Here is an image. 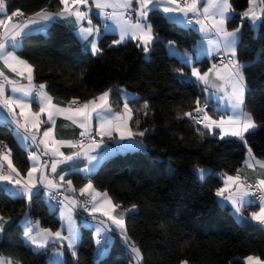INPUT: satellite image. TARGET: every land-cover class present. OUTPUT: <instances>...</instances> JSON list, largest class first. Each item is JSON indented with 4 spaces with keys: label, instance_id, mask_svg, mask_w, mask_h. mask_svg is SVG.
<instances>
[{
    "label": "trees",
    "instance_id": "1",
    "mask_svg": "<svg viewBox=\"0 0 264 264\" xmlns=\"http://www.w3.org/2000/svg\"><path fill=\"white\" fill-rule=\"evenodd\" d=\"M230 3L235 11L228 26L240 25L236 57L244 66L245 107L258 124L245 134L247 143L237 137L220 140L188 117L178 118L193 110L197 98L202 105L207 98L195 79L177 76V70L188 68L169 54L166 43L174 41L180 49L191 50L200 33L159 11L148 17L159 39L147 54L135 40L109 47L117 36L105 33L99 40L102 52L93 55L71 28L59 22H52L46 32L27 33L16 50L17 56L32 64L35 84H46V90L59 99L78 98L83 102L114 89L110 100L120 108L123 100L118 88L133 93L128 101L133 109L131 127L136 132L147 129L138 137L146 149L116 153L91 175L72 172L68 179L76 189L91 180L97 190L108 192L121 208L137 206L136 211L127 213L125 226L127 235L143 253L141 264H179L184 259L190 264H243L249 255L264 258V229L240 222L215 195L222 185L219 173H236L249 149L264 159V22L260 21L255 29L242 18L240 14L248 8L249 0ZM60 6L58 0H8L9 13L19 9L28 16L42 8L56 10ZM197 64L201 70L210 66L208 58ZM0 141L8 145L13 163L26 174L30 166L27 151L12 127L1 122ZM197 167L209 169L204 178ZM26 214L43 228L56 231L61 226L60 217L49 208L42 192H36L29 201L0 189V215L10 219L0 232V254L20 264H49V248L34 249L23 237L21 218ZM96 219L97 222L77 221L98 224ZM108 233L119 236L115 231ZM100 238L104 241L100 247L107 248L104 237ZM96 239L93 226L82 225L76 260L64 248V264L133 262L120 239L104 255L98 253Z\"/></svg>",
    "mask_w": 264,
    "mask_h": 264
},
{
    "label": "snow or ice",
    "instance_id": "2",
    "mask_svg": "<svg viewBox=\"0 0 264 264\" xmlns=\"http://www.w3.org/2000/svg\"><path fill=\"white\" fill-rule=\"evenodd\" d=\"M62 6L58 11H48L42 8L40 11L26 16L21 10L16 9L8 12V0H0V62L3 68H0V107L7 110V117H10L9 126L15 125L16 135L20 137L22 142H30L32 145H43L40 153L32 152L29 159L32 161V167L27 170V179L21 177L19 170L12 163L11 149L4 145L0 148V182L12 184L30 201L33 196V189L38 191V183L40 186L49 189V196L54 191H58L61 187L66 186L67 190L76 193L77 189L73 187L72 181H65L67 173H63L57 177L49 178L46 169H51V173H56L57 166L61 163L77 159H86L91 165L98 162V155H93L97 149L104 144L105 137L109 140L134 141L135 137L143 136L144 131L134 132L129 126L132 120L133 110L129 104L125 102L121 111H114L109 103L110 93L112 89H108L97 97H93L84 102H80L78 98L68 101L67 107H60L53 103V97L46 91V84L36 85L33 83V66L27 60L21 59L14 51H8L9 46L17 48L21 39L32 30L34 26L46 24L57 19L72 20L78 26V34L82 41L86 42L85 47L90 45V51L93 55L100 54L102 49L98 47L97 39L100 36V27L93 25L90 13L92 7L89 6V0H58ZM264 3V0H260ZM201 0H92V5L98 10L97 15L103 17L104 20H112L119 30V39L113 40V45H120L126 40L137 41V47L142 48L144 53L150 51V46L154 40L159 37L153 31L152 24L148 20L149 12L160 11L167 18H175L183 16L184 22L189 25H198L199 31L208 33L214 31L219 37L217 40L209 41L217 54L224 51L227 56V62L222 57L219 63H213L206 71H201L199 67L190 63L188 54H183V62L189 67V78H195V82L203 86L204 92L209 89H215L216 92L222 93L220 100L225 102V110L218 112V118H214L209 114L207 101L201 104V100L197 98L194 101L195 107L192 111L183 112L178 118L188 117L197 125H203V129L212 135H218L220 140L226 137H237L247 143L244 139L245 134L251 130H255L258 125L252 115L244 111V94L246 90L245 77L243 74V65L239 63L236 57V42L240 28L237 27L231 31L227 28L228 20L234 9L230 0H207V5L200 8ZM135 4V6H134ZM85 10H81V8ZM111 9V11H108ZM212 9V11H210ZM191 14V16L189 15ZM242 17L250 20L253 25L257 21L264 22V7H259L257 0H249V8L240 14ZM135 16V20H133ZM202 17V18H201ZM14 18H18L14 22ZM85 22L87 26H85ZM108 27L107 24L104 25ZM171 49H175L173 41L167 42ZM173 54L180 55L174 51ZM5 69L26 80V84H22L19 80L10 79L5 74ZM10 90V94L6 92ZM16 94H20L19 96ZM35 102L38 105V111H32L31 104ZM148 108L147 103L143 105V109ZM17 109L19 111H17ZM229 112L231 114H229ZM147 115V111L144 113ZM98 120V128L93 131V118ZM46 116V120L41 117ZM63 116L70 120L73 124L78 125L82 131L79 140H57L53 134L55 128V120L57 117ZM6 117V118H7ZM139 127V120L136 122ZM47 124L41 135V125ZM22 130V131H21ZM197 131L203 135V131L197 128ZM39 137V139H38ZM87 140V142H86ZM3 144V141H0ZM67 146L74 149L70 154L65 155L60 149ZM128 145L126 147H132ZM142 147V145H139ZM251 154V149L248 150ZM41 155L48 157L49 162H41ZM254 162L245 160V166L254 168L257 164L264 169V161ZM6 162V163H5ZM203 178L206 169H196ZM89 172L90 169H84ZM39 173V180L35 179L34 174ZM58 179L64 184L56 182ZM223 187L217 189L215 195L220 197L222 201L231 204L234 211L244 219L243 209L249 205H257L258 211L249 213L251 221L256 222L264 228V178H259L255 183H249L243 180L240 170L236 175L224 174L222 177ZM79 195L86 196V201L79 205L85 211L96 218V213H100L112 226L120 230L122 240L126 250L130 253L133 264H141L143 253L135 241L127 235L124 215L136 209V205L131 208L124 209L117 216L114 215L116 209L120 205L114 204L107 192H99L93 186L91 180L79 188ZM65 201L69 204H63L65 212L62 214L67 224L68 235L63 236L62 231L52 232L50 229H41L33 235V227H26L24 236L38 249L49 246L50 241L63 243L67 241V245L72 249L75 255V245L78 238L72 223V209L79 202L74 197L64 196ZM63 203V202H61ZM91 205V207H89ZM0 232L4 231V225L8 220L0 215ZM101 227L97 228L96 244H101V234L112 231L105 220H99ZM63 228V226H62ZM107 248H101L100 254L104 255ZM0 264H20L19 261L0 260ZM179 264H190L187 259L181 260ZM243 264H264V259L259 256L249 255L244 258Z\"/></svg>",
    "mask_w": 264,
    "mask_h": 264
},
{
    "label": "crops",
    "instance_id": "3",
    "mask_svg": "<svg viewBox=\"0 0 264 264\" xmlns=\"http://www.w3.org/2000/svg\"><path fill=\"white\" fill-rule=\"evenodd\" d=\"M257 3L259 5V7H264L263 4L260 2V0H257ZM206 5H207V0H201V3H200L201 10ZM89 6L92 7V11L90 13V17L92 19L93 25H96V26H99L100 27V36L97 39L98 47H100L99 46V40L102 37V35L105 34V33H113V34H115L117 36V39H119V34H118L119 33V30L116 27V25L113 23V21L112 20H104L103 17L97 15L98 10L95 9V7L92 5V0H89ZM134 6H135V4H134ZM60 7H62V6H60ZM248 8H249V6H248ZM59 9L60 8H58L56 10H48V11L55 12V11H58ZM81 10H85V9L82 7ZM108 11H111V9H108ZM210 11H212V9H210ZM150 13L151 12H149V14ZM189 15L191 16V14H189ZM232 15H233V13L231 14L230 18L232 17ZM242 18L243 19H247V18H244V17H242ZM16 19H18V18H14V22H15ZM171 19H173L174 21H176L177 23H179V24H181L183 26L193 27L194 29H196L200 33V39L194 44V46L192 47L191 50H189V49H180L174 41L173 42L175 44V49H171L168 46V44L166 43V48H167V51L169 52V54H171L173 56H176L181 61H183V54L184 53H187L188 54V58L190 59V63L193 66L199 67V65L197 64L198 61H200V60H202L204 58H208V56L216 53V51L214 50L213 46L209 43V41H213V40L219 39V37L216 35V33L214 31H210L208 33L199 31L198 30L199 29V26L198 25H195V24L189 25V24L185 23L183 16H176L175 18H171ZM133 20H135V16H133ZM52 22H59V23H62L63 25H65L66 27L71 28L75 32V34L77 35V37L79 38V40L81 41L83 47L86 50L90 51V45L87 48L85 47V43L86 42H84V41L81 40V38H80V36L78 34V30H77L78 26L75 25V23L72 20L57 19V20H54V21H50V22H48L46 24H39V25L34 26V28L32 30H29L27 33L34 32V31H43L44 32L45 30H47L48 26ZM250 23L256 29L258 27L260 21H257L255 23V25H253V23L251 21H250ZM105 24L108 25L107 28L104 27ZM85 26H87L86 22H85ZM226 26H227V28H228L229 31H231V30H233V29H235L237 27L240 28V25L237 26V27H235V28H229L228 23H227ZM153 31H154V29H153ZM239 39H240V32L238 33V39H237V42H236V45H235V48L236 49H237V44L239 42ZM154 41H156V40H154ZM21 45H22V39L20 41L19 47ZM19 47L12 48L11 46H9L8 51H14L15 54H16V50ZM150 48H151V46H150ZM174 51L178 52L180 55L173 54ZM221 52H224V51H221ZM21 59H23V58H21ZM235 59L238 60L237 57H235ZM239 63L242 64L240 61H239ZM209 67H211V65ZM0 68H3V63L2 62H0ZM187 68H188V70H177L176 71L177 76H179L180 78L186 79V80L195 79V78H189V76H188V74H189V67L187 66ZM207 69H205V70H201L200 69V70L203 72V71H206ZM5 74L8 75L10 79L19 80L22 84H26L27 83L26 80H22L20 77H18L15 74L11 73L7 69H5ZM33 83L35 84V81L34 80H33ZM245 84H246V82H245ZM202 88H203V86H202ZM112 90H114V89H112ZM118 91H119V93L121 95V98L123 100V104H124L125 99L127 101H129L134 96L133 93L127 91L124 88H118ZM6 94H10V90H8L6 92ZM48 94L51 95L49 92H48ZM16 95L19 96L20 94H16ZM205 95H206V98H207L206 101H207V104H208L209 114L213 115L214 118H218V112L225 110V102L223 100H220L219 99V96L222 95V93L216 92L215 89H209V92H207V93L205 92ZM51 96L54 98L53 99V103L54 104H57L60 107H67L68 101L59 99L57 97H54L53 95H51ZM245 98H246V90H245V94H244V106H243V108H244V111L245 112L250 113L246 109V107H245ZM109 103L111 104V106H112V108H113L114 111H121L123 109V105L120 108H116L115 106H113V104L111 103V100H110V96H109ZM129 107H131L130 103H129ZM31 109H32V111H38V105H37V103L33 102L31 104ZM17 111H19V110L17 109ZM229 114H231V113L229 112ZM6 117H7V110L6 109H3L2 107H0V122L1 123H6V124L9 125V122H10V119L11 118L10 117H7L6 118ZM41 119L42 120H46V116H42ZM98 123L99 122L95 118V115H94V118H93V121H92V128L93 129L98 128ZM129 124H130L129 126L131 127V121L129 122ZM201 126L203 127V125H201ZM11 127H12L13 133H14L15 137L17 138V140L19 141V143L26 149L27 154H28V157L30 156V154L32 152H37L38 154L40 153V149L43 148V145H32L30 142H22L20 140V137L18 135H16L15 125H11ZM46 127H48L47 124L41 125V135H42L43 130ZM81 131H82V129L78 125L73 124L70 120L65 119L63 116L57 117L56 120H55V128L53 130V134H54V136H55V138L57 140H73L74 141L78 137V135H79V133ZM133 131L136 132L135 130H133ZM216 136H218V135H216ZM138 137H140V136L137 135L135 137L134 141H129V140L116 141V140H109L107 137H105L104 144L101 146V148L97 149L96 152L93 153V155H98V162H93L90 165L89 162L86 159L81 158V159L69 161L67 163H61V164H59L57 166L56 173H54V174L51 173V169H50V166H49V168L46 169V174L49 176V178H53V177H57L58 178L59 175H61L63 173H67V175L65 176V181L69 180L68 179V176L72 172H78V173L82 174L83 176H89L94 171H96V169L107 158H109L112 155V153H115L116 151L121 153V151H124V150L125 151H128V150H138V148L143 149L142 147L139 146L143 142ZM38 139H39V137H38ZM109 143L111 144L110 146L107 145ZM128 145H133V146L132 147H126ZM60 150L62 152H64L65 155H68L72 151H74V149H71V148H69L67 146L61 147ZM253 157H254V160L255 161H264V159H261V158L255 156L252 152H251V154H249V152L247 153V156H246L245 160H249L250 162H254L253 159H252ZM11 159H12V156H11ZM245 160H244V162H245ZM41 162L42 163L43 162H49V164H50L49 158L48 157H45L43 155H41ZM244 162H243L242 167L239 169L240 170L241 178L243 180H244V178H248V179L253 180V181L256 182L257 179L264 178V169H262L258 164L254 168H248V167L245 166V163ZM12 163H13V159H12ZM29 164H30L29 168L32 167V161L30 159H29ZM14 166H15V164H14ZM86 168L87 169H90V171L89 172H85L84 169H86ZM203 169H206L207 170L206 173L204 174V176H205L209 172V169L208 168H203ZM236 173H234V174H230V173H219V176H220V178L222 180V177H223L224 174H227V175H236ZM20 174H21V177H23L25 180L27 179V173L26 174H22L20 172ZM34 177L38 181L39 180V173L34 174ZM56 182L57 183H60V184H64V182H61L58 179H56ZM72 185H73V183H72ZM223 186L224 185H223V181H222L221 187H223ZM37 187H38V191H37V189H33V193L35 194L36 192H39V191L42 192L44 194L45 200H46L49 208L51 210H56L58 216L61 219V226L56 231H62V235L63 236H67L68 235L67 224H66V221L64 220L62 214L65 212V208H64L63 204H69V206L71 207L70 202L69 201H64L61 204H56V203L50 201L49 194H48L49 193V189L48 188H45V187L40 186L39 183H38ZM73 187H74V185H73ZM0 189H3L5 191H7L8 193H10V195H12L14 197H24V198L27 199L26 196H24L22 194H17V193L20 192V189H18L17 187H15L12 184H8L7 182H0ZM78 190H79V188L77 189V192L76 193H72V192H70V191L67 190V187L66 186H63V187H61L58 190V191L63 192L64 195H68L69 197H74L79 202V204L77 206L73 207L72 213H71L73 226H74L76 232L78 233V238H77V242H76V245H75V255H73L75 257V260H76L77 249H78L79 242H80V233H81V227H82V225L79 224V222L77 223V221H76L77 220V217H76V214H75L76 209L79 207V205L81 204V201L83 199V196H80L79 195V191ZM97 191H99V190H97ZM217 200L219 201L220 204L227 205L228 207H230V209L232 210V212L234 213V215L236 216V218L240 222H242L244 224H249V225H254V226L261 227L256 222L251 221L250 218H249V213L250 212H252V211H258V206L257 205H249V206H246L242 210L243 211V216H244V219H242L241 216L234 211V209H233V207L231 206L230 203H228L227 201H222L220 197H217ZM123 210H124V208H121V207L118 208V209H116V211L114 212V215L119 216L123 212ZM95 215H96V217L99 220H105V221H107V218L106 217H103L100 213H96ZM126 215H127V213L124 215V220H125ZM5 219L8 220V223L10 222V219L9 218H6L5 217ZM107 222L111 225V222L110 221H107ZM0 223H3V222L0 221ZM8 223L4 225V229L6 228V226L8 225ZM21 224H22V227H23V237H24L25 241L27 243H29V244H30V242L24 236V231H25L26 227H29V226L33 227V235H35L36 232L39 231V230H41V229H48V228L41 227L40 224H39V222L37 220L33 219L28 214L24 215L21 218ZM95 225H98L99 227H101V225H99V223L98 224L96 223ZM62 226H63V228H62ZM111 227L113 229L112 232L113 231L118 232L116 230L115 226H111ZM56 231H52V232H56ZM93 232H94V235L97 236L96 235L97 229H95L94 227H93ZM101 236L104 237V239L108 243V245H107V251L110 249L111 245L114 243V241L116 239H120V241L123 243L120 234H119V236H116L114 233H112V234L109 235V233L106 232V236H103V234H101ZM31 246L34 249L41 250V249L36 248L34 245H31ZM46 248H49V264H64V248H67L72 253V249H70L68 247L67 241H64L63 243L56 242V241H50L49 242V246L46 247ZM46 248H43V249H46ZM101 248H104V247H100V245H97V251H98V253H100V249ZM261 259H264V258H261ZM0 260H11V261H13L11 258L4 257L1 254H0Z\"/></svg>",
    "mask_w": 264,
    "mask_h": 264
},
{
    "label": "built area",
    "instance_id": "4",
    "mask_svg": "<svg viewBox=\"0 0 264 264\" xmlns=\"http://www.w3.org/2000/svg\"><path fill=\"white\" fill-rule=\"evenodd\" d=\"M28 16V15H26ZM30 16V15H29ZM224 57L225 58V62H227V56L225 52H220L219 54L215 53L212 54L208 57L209 63L210 65H212L213 63H219L221 58ZM38 85V84H36ZM93 131H95V129H93ZM80 139V133L78 135V137L75 140H79ZM74 140V141H75ZM87 142V140H86ZM4 145H7L6 143H3L0 145V148H2ZM8 147V145H7ZM9 148V147H8ZM244 180H246L249 183H255V181L250 180L248 178H244ZM64 193L61 191H54L52 196H49L50 201L55 202L57 204H61V202H64ZM87 197L83 196V199L81 201V204H83L86 201ZM80 204V205H81ZM89 207H91V205H89ZM76 217L80 220L83 221H91V222H97V219H93L92 215L89 214V212L85 211L83 207L79 206L76 211H75ZM101 239L102 244H104V241Z\"/></svg>",
    "mask_w": 264,
    "mask_h": 264
},
{
    "label": "rangeland",
    "instance_id": "5",
    "mask_svg": "<svg viewBox=\"0 0 264 264\" xmlns=\"http://www.w3.org/2000/svg\"><path fill=\"white\" fill-rule=\"evenodd\" d=\"M44 32H46V30L44 31ZM125 102H127L128 104H129V102L125 99V101H124V103ZM130 125V124H129ZM141 145H142V148H143V150H145L146 149V146L143 144V143H141ZM138 149H141V148H138ZM142 150V149H141ZM124 152H126L125 150L124 151H121V153H124ZM116 153H119V152H115V153H112V155H114V154H116ZM111 155V156H112ZM203 178H204V176H203ZM99 192H106V191H100L99 190ZM107 194H108V192H107ZM108 196L110 197V195L108 194ZM112 199V198H111ZM112 202H113V200H112ZM114 203V202H113ZM135 211L137 210V207H136V209H134ZM77 221V220H76ZM107 222V221H106ZM77 223H78V221H77ZM108 223V222H107ZM79 224H81V225H83V226H87V227H94L95 229H97L99 226L98 225H95L94 223H90V222H82V223H79ZM109 224V223H108ZM109 226H112V225H110L109 224ZM118 232H119V234H120V236H121V233H120V230L119 229H116ZM103 234V236H106V232H104V233H102ZM121 239H122V236H121ZM123 241V240H122ZM124 243V242H123ZM131 264H133V262L131 263Z\"/></svg>",
    "mask_w": 264,
    "mask_h": 264
}]
</instances>
